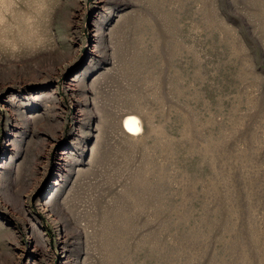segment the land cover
I'll list each match as a JSON object with an SVG mask.
<instances>
[{
	"label": "rangeland",
	"instance_id": "1",
	"mask_svg": "<svg viewBox=\"0 0 264 264\" xmlns=\"http://www.w3.org/2000/svg\"><path fill=\"white\" fill-rule=\"evenodd\" d=\"M0 264H264V0H0Z\"/></svg>",
	"mask_w": 264,
	"mask_h": 264
},
{
	"label": "bare ground",
	"instance_id": "2",
	"mask_svg": "<svg viewBox=\"0 0 264 264\" xmlns=\"http://www.w3.org/2000/svg\"><path fill=\"white\" fill-rule=\"evenodd\" d=\"M123 124L127 133L131 135H137L141 131V121L137 116H128Z\"/></svg>",
	"mask_w": 264,
	"mask_h": 264
}]
</instances>
